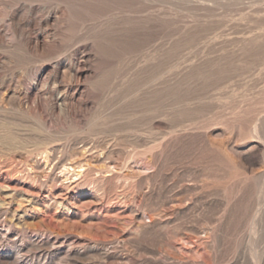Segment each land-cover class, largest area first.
<instances>
[{
  "label": "rangeland",
  "instance_id": "1",
  "mask_svg": "<svg viewBox=\"0 0 264 264\" xmlns=\"http://www.w3.org/2000/svg\"><path fill=\"white\" fill-rule=\"evenodd\" d=\"M0 264H264V0H0Z\"/></svg>",
  "mask_w": 264,
  "mask_h": 264
},
{
  "label": "bare ground",
  "instance_id": "2",
  "mask_svg": "<svg viewBox=\"0 0 264 264\" xmlns=\"http://www.w3.org/2000/svg\"><path fill=\"white\" fill-rule=\"evenodd\" d=\"M14 95V94H13ZM62 100V99H61ZM22 107V106H21ZM19 112H20V109H19ZM18 113V112H17ZM20 113H22V112H20ZM23 115V114H22ZM26 136V135H25ZM30 136V135H29ZM28 136V137H29ZM27 137V136H26ZM32 137H34L33 135H32ZM36 137V136H35ZM36 139H40V138H36ZM44 141V140H43ZM43 154V153H42ZM47 154V153H46ZM79 168H81V167H79ZM64 170H65V168H64ZM63 173V172H62ZM80 175V171L78 172V173H76L75 174V176H79ZM108 253V252H107ZM76 256V255H75ZM78 256V255H77ZM81 258V257H80Z\"/></svg>",
  "mask_w": 264,
  "mask_h": 264
}]
</instances>
